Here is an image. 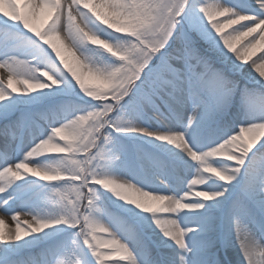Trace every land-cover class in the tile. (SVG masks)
<instances>
[{
    "label": "snow or ice",
    "instance_id": "6c2138e0",
    "mask_svg": "<svg viewBox=\"0 0 264 264\" xmlns=\"http://www.w3.org/2000/svg\"><path fill=\"white\" fill-rule=\"evenodd\" d=\"M257 46L264 0H0V264H264Z\"/></svg>",
    "mask_w": 264,
    "mask_h": 264
},
{
    "label": "bare ground",
    "instance_id": "6f19581e",
    "mask_svg": "<svg viewBox=\"0 0 264 264\" xmlns=\"http://www.w3.org/2000/svg\"><path fill=\"white\" fill-rule=\"evenodd\" d=\"M213 0H209V3H212ZM43 18L41 16H37L32 20L33 26L39 28L42 23ZM217 20H220L221 23H223L224 18L217 16ZM233 27H236V25H233ZM225 31H230V29L226 28ZM251 39V38H248ZM264 52V50H261L259 46H257V50L255 52V55L252 56V59H257L258 56H260ZM257 63H259V60H257ZM0 215H3L0 213ZM7 226L11 228H15V225L11 222L10 217L7 218ZM106 238V237H105Z\"/></svg>",
    "mask_w": 264,
    "mask_h": 264
},
{
    "label": "rangeland",
    "instance_id": "374dc122",
    "mask_svg": "<svg viewBox=\"0 0 264 264\" xmlns=\"http://www.w3.org/2000/svg\"><path fill=\"white\" fill-rule=\"evenodd\" d=\"M208 2H209V0H208ZM215 19H217V17H215ZM256 75L258 76L259 73H256ZM232 255H233V253L232 252H229V257H231Z\"/></svg>",
    "mask_w": 264,
    "mask_h": 264
}]
</instances>
